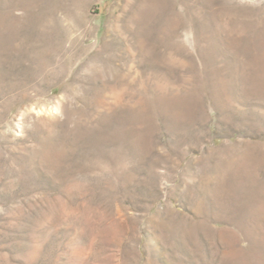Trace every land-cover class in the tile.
Masks as SVG:
<instances>
[{"label": "rangeland", "instance_id": "rangeland-1", "mask_svg": "<svg viewBox=\"0 0 264 264\" xmlns=\"http://www.w3.org/2000/svg\"><path fill=\"white\" fill-rule=\"evenodd\" d=\"M0 264H264V0H0Z\"/></svg>", "mask_w": 264, "mask_h": 264}]
</instances>
